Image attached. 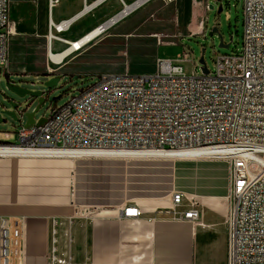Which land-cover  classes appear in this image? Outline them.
I'll return each instance as SVG.
<instances>
[{
	"label": "built area",
	"instance_id": "1",
	"mask_svg": "<svg viewBox=\"0 0 264 264\" xmlns=\"http://www.w3.org/2000/svg\"><path fill=\"white\" fill-rule=\"evenodd\" d=\"M243 10L242 52L218 54L209 75L186 73L191 55L186 49L178 61H158L152 75H101L64 106L51 108L42 126L26 128L25 114L17 111L22 123L17 144H11L6 134L0 159L46 153L49 159L87 154L79 159L119 161L122 153L211 152L209 159L228 166L226 264H264V0H244ZM53 31L51 23L47 36L51 69L64 64L51 59ZM15 35L11 0H0V75L9 73V44ZM193 68L199 67L195 63ZM170 197L169 214L183 223H199L198 202L181 192ZM127 214L132 215L130 210ZM14 225L24 223L0 219V264H21L24 258L25 226L24 233H15ZM56 244L53 230L48 256L52 264Z\"/></svg>",
	"mask_w": 264,
	"mask_h": 264
},
{
	"label": "crops",
	"instance_id": "2",
	"mask_svg": "<svg viewBox=\"0 0 264 264\" xmlns=\"http://www.w3.org/2000/svg\"><path fill=\"white\" fill-rule=\"evenodd\" d=\"M55 1L58 4L52 6ZM138 1L14 0V7L18 13L19 32L29 40H38L49 34L51 23L57 28L62 23L71 22L61 33L55 30L56 34L63 36L75 23L80 22L76 34L66 35L68 49L60 43L52 44L55 53L67 49L55 54L57 56L69 52L60 63H56H64L60 68L61 73L75 58L72 55L85 51L105 33L83 45L79 51L73 45L81 42L108 19L119 15L125 6H132ZM151 1L134 8L123 22L111 27L109 30L113 37L123 38L131 32L146 30L147 26L141 24L139 17L131 21L126 18L140 12ZM157 15L162 18L163 10H159ZM79 16L78 20L73 21ZM52 36L57 37L54 33ZM56 45L62 50L56 52ZM45 74L48 73L42 75ZM49 158L47 155H37L30 159H0V219H20L24 223L14 225L15 233H24L25 226L24 258L21 264H52L48 256L53 230L56 231L57 239L55 264H195L196 252L205 261L214 258V264H226L229 206L223 203L225 194L220 183L218 187L214 185L212 193L205 192V183L213 185L216 176L219 177L218 182L220 180L217 165L204 163L211 159H118L200 162L201 165L197 167L181 169L187 175L199 172L209 180L203 183L198 179L202 183V188L199 187L202 194L198 197L202 218L194 225L180 222L169 214L172 211L171 197L169 203L148 196L124 200L123 192L116 189V180L121 177L122 171H117L116 166L110 167L114 166L111 163L115 161H84L80 157ZM226 181L229 194L228 170ZM189 182H185L188 185L186 187H193V181ZM99 183L106 187L99 190L94 188ZM107 185L114 187L108 188ZM88 193L95 201L83 205L82 199ZM185 195L189 198L186 192ZM128 210L132 215L127 214ZM136 211L141 214L135 215ZM213 230L218 232V240L211 245L207 238H210ZM199 231L205 238L201 254L196 249Z\"/></svg>",
	"mask_w": 264,
	"mask_h": 264
},
{
	"label": "rangeland",
	"instance_id": "3",
	"mask_svg": "<svg viewBox=\"0 0 264 264\" xmlns=\"http://www.w3.org/2000/svg\"><path fill=\"white\" fill-rule=\"evenodd\" d=\"M14 5V0H11V20L15 23L16 35L10 39L9 44V73L0 75V113L12 111V103L17 104L18 110L25 114L22 121L23 125L27 124L26 116L36 110L39 102L30 97L24 99L17 97L8 89V83L28 91L43 93L45 102L35 115V121L38 122L43 118L48 119L50 117L51 108L64 106L72 98L77 97L82 90L95 85L101 75L126 72L133 76L152 75L157 70L158 61H178L186 49L191 53L188 62L185 63L186 73L202 76L203 72L199 64L201 58H204L208 70L213 72L214 60L218 54L232 56L240 54L243 48L244 0H152L140 12L126 18L127 21H131L134 17H139L142 20L141 24L147 26L146 30L131 32L123 38H114L109 30L90 44L85 51L72 55L75 58L60 73L62 66L51 69L47 58V36L49 34L37 38L38 40L25 39L19 32L18 13ZM159 10H163L162 18L157 15ZM79 25L80 22L75 23L69 32L63 36L54 31L53 33L59 39L68 42L66 35L76 34ZM54 42L53 44H55ZM222 42L224 46L228 45L230 48H223ZM58 43L61 44V42ZM64 47L68 49L69 45L66 44ZM61 50L62 48L56 45L55 51ZM64 51L54 52V54H61ZM195 63L199 67L198 70L193 68ZM44 72L52 73L55 76H50L48 79L44 78L42 75ZM52 78L59 79V83L53 89L48 90L43 84ZM57 98L60 99L55 100ZM2 119L0 142H6V134H8L11 137L9 142L17 144V133L21 129V121L14 120L7 115H3ZM204 163L217 165L220 171L219 182L218 176L212 185L208 182V184L205 183L209 181L208 178L199 172L196 174L192 172V175L183 173L181 169L201 165L200 162L195 163L193 161L176 163L119 160L111 163L114 166L110 167L116 166L117 171H122L121 177L116 180L118 183L116 189L123 192L124 200L131 197L148 196L163 199L169 203L171 194L178 192L185 194L186 192L189 198L199 202L198 197L200 198L202 194V190L199 189V187L202 188V183L199 182L201 179V182L206 184V193H212L214 185L218 187L220 183L222 192L225 194L223 203L229 206L226 181L227 164L214 160ZM106 174L109 175L108 172ZM189 178L193 181V187H186L188 185L185 182L191 181ZM104 187L106 186L100 183L98 186H94L98 190ZM107 187L114 186L107 185ZM110 190L114 189L111 188ZM93 201L95 200L90 197L89 193L82 199L83 205ZM201 232L199 231L196 244V249L200 254L205 242ZM210 234L207 241L212 245L218 240V232L213 230ZM195 264H214V258H208L205 261L196 252Z\"/></svg>",
	"mask_w": 264,
	"mask_h": 264
},
{
	"label": "bare ground",
	"instance_id": "4",
	"mask_svg": "<svg viewBox=\"0 0 264 264\" xmlns=\"http://www.w3.org/2000/svg\"><path fill=\"white\" fill-rule=\"evenodd\" d=\"M147 1L148 0H140V1H138L137 3H135L132 6H129V7L125 6L124 10L119 15H117L116 17H114L113 19H111L110 21H108L107 23L102 25L101 27H98V29H96L95 31L90 33L81 42L76 43L75 45H73L74 49L76 51H79L83 45H85L87 43H90L93 40L97 39L98 37L102 36L111 27H113L118 22L122 21L125 17H127L132 10H135L134 8L139 7L141 4H143V3L147 2ZM73 21H76V20L74 19ZM70 24H71V22L62 23V25L60 27L55 28V30H56V32L61 33ZM51 38H54L56 40H60L59 38L53 37V36H51ZM74 49H72V50H74ZM68 54H69V52L65 53L63 55H59V56L54 54V55L51 56V59L55 63H60L61 60L64 59V57H66ZM39 155H47V156H49L46 153H40ZM209 155H211V152H208V151H189V152L178 151V152H170V153H163V152H154V153H122V154H119L117 157L119 159H132V158H134V159H157V160H166V161H180V160H197V159H204V158L208 159L207 156H209ZM65 157H88V155L87 154H76V155H72V154L71 155H66L65 154Z\"/></svg>",
	"mask_w": 264,
	"mask_h": 264
},
{
	"label": "water",
	"instance_id": "5",
	"mask_svg": "<svg viewBox=\"0 0 264 264\" xmlns=\"http://www.w3.org/2000/svg\"><path fill=\"white\" fill-rule=\"evenodd\" d=\"M89 9H87L85 12H87ZM81 17V16H80ZM80 17H77L75 20H78ZM223 48L225 49H229L230 46H224V43L222 42V45H221ZM199 64L202 68V72H203V75H209V70L206 66V63L204 61V58H201L200 61H199ZM51 75L50 74H45L44 75V78H49ZM59 83V79L57 78H52L48 81H46L43 86L48 89V90H51L53 89L54 87H56ZM7 87L8 89L14 94L16 95L17 97L21 98V99H24L26 97H30L32 100H38L39 102V106L36 108V110L31 113V114H28L26 117H27V124H26V128H29L31 126H34L35 124H37V126H42L44 123H45V119H41L40 121L36 122L35 121V115L36 113L40 110V107L41 105L45 102V100L43 99V93L42 92H34V91H28L26 89H22L20 87H16V86H12L10 85V83L7 84ZM60 98H57L55 100H59ZM12 107H13V110L12 111H4V112H1L0 113V123L3 122V115H7L9 117H11L12 119L14 120H18L17 119V116H16V112L19 111L18 110V107H17V104L15 103H12ZM24 113V112H23Z\"/></svg>",
	"mask_w": 264,
	"mask_h": 264
}]
</instances>
